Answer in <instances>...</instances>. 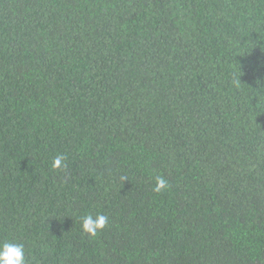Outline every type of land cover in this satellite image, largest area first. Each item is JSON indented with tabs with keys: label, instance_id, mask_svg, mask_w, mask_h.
I'll return each instance as SVG.
<instances>
[{
	"label": "trees",
	"instance_id": "obj_1",
	"mask_svg": "<svg viewBox=\"0 0 264 264\" xmlns=\"http://www.w3.org/2000/svg\"><path fill=\"white\" fill-rule=\"evenodd\" d=\"M3 241L27 264H264V0H0Z\"/></svg>",
	"mask_w": 264,
	"mask_h": 264
},
{
	"label": "clouds",
	"instance_id": "obj_2",
	"mask_svg": "<svg viewBox=\"0 0 264 264\" xmlns=\"http://www.w3.org/2000/svg\"><path fill=\"white\" fill-rule=\"evenodd\" d=\"M66 157L58 155L53 159V168H66L64 163ZM124 181L126 177L122 178ZM167 187V181L162 176H157L154 186V191L159 192ZM108 221L105 215H97L93 218L92 215H86L82 218L81 228L83 232L89 236H96L98 231L102 230ZM0 264H27L25 257V249L22 243L9 241L0 242Z\"/></svg>",
	"mask_w": 264,
	"mask_h": 264
}]
</instances>
